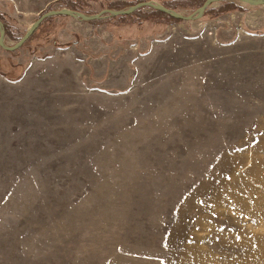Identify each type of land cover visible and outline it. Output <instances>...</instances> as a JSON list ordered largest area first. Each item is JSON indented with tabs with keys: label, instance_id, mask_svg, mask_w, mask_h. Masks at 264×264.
<instances>
[{
	"label": "rangeland",
	"instance_id": "1",
	"mask_svg": "<svg viewBox=\"0 0 264 264\" xmlns=\"http://www.w3.org/2000/svg\"><path fill=\"white\" fill-rule=\"evenodd\" d=\"M204 1L0 0V31ZM229 4L0 48V264H264V7Z\"/></svg>",
	"mask_w": 264,
	"mask_h": 264
},
{
	"label": "water",
	"instance_id": "2",
	"mask_svg": "<svg viewBox=\"0 0 264 264\" xmlns=\"http://www.w3.org/2000/svg\"><path fill=\"white\" fill-rule=\"evenodd\" d=\"M223 2H230V3H237L244 6L249 7H264V0H205L200 7H198L193 14L190 16H182L180 13L174 12L173 10H169L162 5L155 4L153 2H141L136 5H133L125 10H103L100 13L94 15V16H87L84 14L77 13L75 11H70L68 9H62L59 11H50L47 13L42 14L35 22L34 24L27 30V32L24 34V36L14 45L11 47H6L4 45V31H0V48L7 52H12L17 49H19L24 42L35 32V30L40 26V24L47 18L50 17H70L74 20L82 21V22H91L94 20L101 19L105 14L113 17H119V16H127L131 15L138 9H150L152 11H158L162 14L168 16L169 18L176 20V21H194L201 18L203 13L206 9H208L210 6L214 4H220ZM1 27V23H0Z\"/></svg>",
	"mask_w": 264,
	"mask_h": 264
},
{
	"label": "trees",
	"instance_id": "3",
	"mask_svg": "<svg viewBox=\"0 0 264 264\" xmlns=\"http://www.w3.org/2000/svg\"><path fill=\"white\" fill-rule=\"evenodd\" d=\"M200 3V2H199ZM203 3V2H202ZM202 3H200V5H199V7L202 5ZM230 2H223V3H221V5H220V7H219V9H222L221 10V12H223V13H225V12H227L228 10H226V9H224V8H226V5H233V4H229ZM163 7H165V8H167V9H169V10H173L172 9V7H170V6H166V5H162ZM109 8H110V10H115V11H117V10H119V8H115L114 6H109ZM155 13H161V12H158V11H156ZM162 15H164V14H162ZM165 16V15H164ZM99 20H94V21H91V23H97ZM176 21V20H175Z\"/></svg>",
	"mask_w": 264,
	"mask_h": 264
},
{
	"label": "crops",
	"instance_id": "4",
	"mask_svg": "<svg viewBox=\"0 0 264 264\" xmlns=\"http://www.w3.org/2000/svg\"><path fill=\"white\" fill-rule=\"evenodd\" d=\"M259 44H260V43H257V42H255V43H254V42H250L248 45H246V47L249 48V49H252V48H254V47H258ZM22 46H23V45H22ZM22 46H21V47H22ZM21 47H20V48H21ZM17 50H18V49H17ZM15 51H16V50H15ZM6 52H7V51H6ZM12 52H14V51H12ZM10 53H11V52H10ZM26 70H27V69H26Z\"/></svg>",
	"mask_w": 264,
	"mask_h": 264
}]
</instances>
